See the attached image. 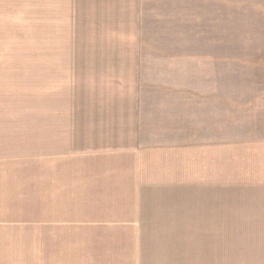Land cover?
I'll return each mask as SVG.
<instances>
[{"label": "crops", "instance_id": "0c3cea01", "mask_svg": "<svg viewBox=\"0 0 264 264\" xmlns=\"http://www.w3.org/2000/svg\"><path fill=\"white\" fill-rule=\"evenodd\" d=\"M193 1L0 0V29L24 18L29 28L121 29L124 38L105 42L104 57H42L40 124L3 123L0 133L39 141L32 154H40L45 203L71 190L89 195L91 209L139 226L161 224L141 221L140 211L167 210L168 264H264V108L226 123L224 92L194 88L186 23ZM219 61L217 41L200 83L222 81ZM210 73L217 74L201 77ZM226 124L248 126L226 138ZM125 210L131 219L119 218ZM147 252L126 258L144 264L160 251Z\"/></svg>", "mask_w": 264, "mask_h": 264}, {"label": "rangeland", "instance_id": "374dc122", "mask_svg": "<svg viewBox=\"0 0 264 264\" xmlns=\"http://www.w3.org/2000/svg\"><path fill=\"white\" fill-rule=\"evenodd\" d=\"M260 2L262 11L255 10ZM192 9L193 18L186 23L194 45V88L201 84L202 89L224 92L226 123L248 120L250 107L264 108V98L258 97L264 96V0H194ZM16 21L13 29H0V125L11 123V127L41 122L42 57H60L62 62L69 57H104L111 54L105 42L124 40L121 29H39V23L29 28L26 19ZM157 29H162L160 21ZM178 29H184L183 24ZM217 41L224 61L214 66L222 81L200 83L197 73L212 67ZM240 125L226 124V138L248 126ZM236 127L241 130L235 131ZM38 145L39 141L12 136L9 130L0 133V264H138L140 259L126 257L147 251L160 252H150L152 258H145L144 264L148 260L168 264L163 254L171 248L167 210L140 211L146 217L141 221L161 224L139 226L114 220L108 209H91L97 204L83 202L89 195L71 190L61 195L64 200L45 203L40 154H32ZM132 213L120 211L119 218L131 219ZM181 245L184 249V242Z\"/></svg>", "mask_w": 264, "mask_h": 264}]
</instances>
